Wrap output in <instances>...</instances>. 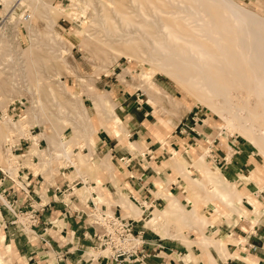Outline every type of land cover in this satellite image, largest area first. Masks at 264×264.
I'll use <instances>...</instances> for the list:
<instances>
[{"label":"rangeland","instance_id":"1","mask_svg":"<svg viewBox=\"0 0 264 264\" xmlns=\"http://www.w3.org/2000/svg\"><path fill=\"white\" fill-rule=\"evenodd\" d=\"M17 1L6 0L4 3L0 1V167H4L6 163L3 147L5 139L9 138L10 145L22 147L14 152L21 154L17 156L21 165L28 168L32 166L35 173L40 168L49 170L53 175L62 172L63 177L70 182L77 174L85 181L86 172H95L93 179L97 180L99 199L94 201L97 202V206L101 203L118 204L124 209L123 216L127 214L126 216L134 219L136 223L144 220L146 228H153L160 235H165L167 231L171 232L174 234L173 237L178 238L187 248L189 243L197 241L195 246L203 251H207L206 248L210 246L220 257L232 254L229 246L235 245L238 241L243 242V238L240 235H237V238L232 231L228 237L217 228L215 231L216 224L220 223V216L225 217L226 221H229V218L233 221L237 217L244 218L251 221V224L260 217L264 218V156L257 147L245 136L238 134L234 127L228 126L225 116L209 108L208 104L201 102L164 73L154 71L148 80L140 79L143 72L149 73V70L151 72V66L143 53H135L130 60L123 55L124 51L117 45H111V49L99 45L95 40L100 31L99 25H93L89 21L95 17L92 6L85 5L81 0L79 2L24 0L21 4ZM98 1L105 4L108 2ZM115 1L122 3L126 8L131 7L130 0ZM232 1L252 10L258 16H264V0ZM93 4L94 7H98L95 1ZM60 8L61 13L54 12V9ZM83 9L84 18L79 24V20H74L73 17L76 12L82 13ZM11 10L13 12L10 14ZM50 11V15L47 16L46 13ZM74 29L83 31L81 34L74 33L72 32ZM84 33H92L93 37ZM48 85L52 87L56 101L61 104L63 111L60 115L47 93ZM131 93L132 96H129ZM97 94L107 99L109 105H100L95 109L90 97ZM123 99L124 102L121 104L128 106L135 101L149 111V118L154 121L156 130L163 132V135L160 133L159 139H191L186 148L180 145V151L172 150V156L176 158L180 154L186 156L181 169H175L172 159L165 158V163L173 169L171 172L174 175L170 176L169 180L175 182L172 185L174 188L167 190L166 183L159 184L155 195L163 198L161 205L154 206L149 215L142 214L141 219L140 212L126 198L128 191L121 186L124 182L120 181V173L125 176L129 173L123 170L117 159H109L108 154L103 155L93 149L97 133L102 130H99V126L102 127L100 123L111 122L113 114L119 118L121 124L118 135L115 133V130H118L117 126L113 128L114 132L109 131L108 135L117 139L125 137L124 118L118 111ZM61 116L71 121L72 125L64 123V126L59 119ZM157 116L171 119L170 125H163ZM8 119L12 124L7 122ZM180 121L186 122L193 130L179 129ZM59 135L70 139V158L74 163H77L78 155L85 157L84 162L77 164V172L66 158L60 156L61 150L57 144ZM31 136H36L35 142L38 146L31 144ZM181 141L186 144L185 140ZM79 142L83 145H79ZM28 145L30 146L27 147ZM127 145L131 149L135 147L134 144ZM217 151L221 152V157L214 155ZM200 154H203L204 164L209 168H217L235 193L249 195L250 200L241 198L242 202H235L231 206L214 198L204 203L193 186L180 178L186 174L199 179V171L191 162ZM231 154L235 160H229ZM31 155L37 157L34 159V162H37L34 165L30 161ZM224 159L227 161L226 164L222 163ZM8 163L10 166L15 165L12 160ZM104 180L113 187L102 190L104 195L110 196V200L100 198L103 196L100 190ZM79 186L77 183L74 188ZM204 192L201 190V194L204 195ZM256 194L259 197H255ZM168 196H174L183 211H187L193 203H196V206L199 203V211L202 214L209 213L210 219H205L198 228V223L196 224L190 217H187L186 221L175 223L172 220L177 219V215H171L167 220L166 217H161L157 220L156 226H152L148 220L156 210L166 205ZM111 197H115V200L111 201ZM207 203L212 204L218 210L217 213L213 212ZM239 213H242L240 217ZM262 223L264 224V220ZM238 226L243 231L247 228L243 221ZM202 236H206L210 243L202 244L200 242ZM212 240L223 243L222 248ZM5 254L7 253L4 246L0 244V264H16L12 254L11 256ZM261 255L264 257V248ZM243 261L246 264H253L247 259Z\"/></svg>","mask_w":264,"mask_h":264},{"label":"bare ground","instance_id":"2","mask_svg":"<svg viewBox=\"0 0 264 264\" xmlns=\"http://www.w3.org/2000/svg\"><path fill=\"white\" fill-rule=\"evenodd\" d=\"M0 1L4 3L6 0ZM23 1L17 2L21 4ZM81 1L94 9L95 17L89 21L93 25H99L100 31L95 39L99 45L109 49L112 48L111 45H117L129 59L137 52L143 53L151 66V72H143L140 79L148 80L154 71L169 76L201 102L208 104L209 108L225 116L228 126L234 127L238 134L249 139L264 156V16H258L232 0H130L129 8L115 0H108L107 4L98 0ZM94 1L98 5L97 8L94 7ZM60 10L61 8L54 9V12L59 13ZM12 12L13 10L10 14ZM84 12V9L80 14L76 12L73 19L79 20V24L82 23ZM49 13L51 11L46 15H50ZM82 31L83 29H74L72 32ZM85 35L93 37L92 33ZM47 93L50 100L54 101L59 115L62 114L61 104L56 101L50 85L47 86ZM102 97L98 94L90 97L95 109L100 105H109V101ZM87 117L88 115L86 119ZM157 118L163 125H170L171 119L159 116ZM59 119L63 124L72 125L66 117L61 116ZM111 119V122L100 124L104 130L110 132L117 126L115 133L118 135L121 122L115 114ZM10 121L8 119L7 122L11 123ZM35 137L31 136V144L34 146ZM69 141L70 139L61 135L57 138L60 156L66 158L77 172V164L84 162L85 157L78 155L77 163H74L70 158ZM81 144L79 142V145ZM171 159L175 169H181L186 156L180 154L179 157L172 156ZM191 164L199 171V179L186 174L180 178L193 186L203 202L214 198L231 206L241 201V198L250 200L249 195L235 193L217 168L207 167L203 154ZM206 186L208 188H205ZM201 190L205 191L204 195ZM209 205L210 209L217 213L218 210L212 204ZM199 206V203L197 206L193 203L187 211H183L178 200L174 196H168L166 205L156 210L148 221L152 226H156L161 217H166L167 220L168 216L177 215V219L172 220L175 223L186 221L187 217H190L200 228L199 224L204 223L207 218L210 219V216L206 212L202 214ZM241 215L242 213L238 214L239 217ZM217 241L213 243L221 245L222 248L223 243ZM200 242L210 243L206 236H202Z\"/></svg>","mask_w":264,"mask_h":264},{"label":"crops","instance_id":"3","mask_svg":"<svg viewBox=\"0 0 264 264\" xmlns=\"http://www.w3.org/2000/svg\"><path fill=\"white\" fill-rule=\"evenodd\" d=\"M128 95L132 96V93ZM123 102L124 99L120 104ZM118 111L122 113L119 115L124 118L125 137L117 139L110 136V134L108 135L109 131L101 127L99 130H102L97 133V140L93 149L103 155L108 154L109 159H118L120 156L127 157L128 155L134 157L133 164L130 167L121 165L123 170L129 174L125 176L120 173V181L124 184L119 185L124 186L123 188L128 191L126 194L127 200L141 212L140 207L131 197L143 201L145 204L153 201L154 206L161 205L163 198L155 195L159 184L166 183L167 190L173 189L172 185L175 184V182L169 180V177L174 175L171 172L173 169L164 160L172 157V150L180 151V145L186 148L188 141L191 139H159L160 133L163 135V132L156 130L154 121L152 122L149 118V111L141 103L133 101L128 106L121 104ZM130 137L133 139L130 140ZM181 140H185L186 144H183ZM127 143L134 144L135 147L131 149ZM142 151L145 155L140 158L138 155ZM220 154L221 152L217 151L214 155L221 157ZM35 158H37L36 155H31L30 161L33 165L37 163L34 162ZM235 159L231 154L229 160ZM21 161L23 162V160ZM226 162V159L222 161L223 164H226ZM25 167L27 168L26 175L29 190L35 200L44 204V208L38 214V224L35 228L36 235L33 236L32 240L27 241L22 235L14 233L11 236L9 234L13 231L12 227L5 226L2 223V220L5 223L9 216L0 206V244L5 248L7 253L5 255L11 256L12 254L16 264H107L102 260L87 261L82 253V250L84 251L94 241L93 228L88 225L84 213L90 206L91 200L97 204L94 201L98 198L96 181L93 179L95 172H86L84 175L85 181H83L81 175H75L72 177V181L84 182V184L76 188L73 186L72 191L68 194H58L53 189V185L63 186L69 183L67 178L63 177L62 172L53 175L49 170L40 168L35 173L32 166ZM174 177L176 178L177 175ZM107 184V180H104L101 184L102 189L100 191L103 196H100V198L110 200V196L104 195L102 191L113 188ZM0 189L5 192L9 199H15L16 206H20L26 201V197L13 187L8 180L1 178V175ZM112 200H115V197H111ZM243 202L247 203L246 201ZM99 206L123 216L124 209L118 204L106 205L101 203ZM126 215L124 214V216ZM139 216V219H141V215ZM126 218L130 217L126 216ZM219 220L220 223L216 224L215 231L216 228L223 231L226 237L230 236L232 231V233H235L234 236L240 235L243 238V242L238 241L235 245L229 246V243L226 244L227 248L230 247L232 254L228 253L227 256L220 257L215 249L210 246L206 248L207 251H203L195 246L197 241L192 242V244L189 243V248H187L178 238L173 237L174 234L171 232L167 231L165 235H160L155 229L146 228L144 220L141 219V221L134 223V230L142 229L148 247L145 249L146 255L142 260L140 262L135 261L132 264H246L243 259H247L253 264H264V257L261 255L264 248V224L262 223L264 218L256 219L253 224L238 217L235 221L230 218L229 221H226L225 217L220 216ZM242 221L247 224L245 231L238 226ZM42 239L48 241L51 251L46 250L47 247ZM56 251H59L60 255Z\"/></svg>","mask_w":264,"mask_h":264},{"label":"built area","instance_id":"4","mask_svg":"<svg viewBox=\"0 0 264 264\" xmlns=\"http://www.w3.org/2000/svg\"><path fill=\"white\" fill-rule=\"evenodd\" d=\"M178 124L181 125L179 129L184 130V128H187L193 130L186 122L180 121ZM5 141L3 153L6 163L4 167H0L1 178H5L13 187L18 189L26 197V201L22 205L16 206L15 199H9L5 192L0 189V206L9 216L8 220L5 223L2 220V223L5 226L12 227L13 231L9 232L11 236L16 233L24 236L27 241H30L36 235L35 228L38 224V214L43 210L44 204L33 198L32 192L29 190V182L26 175L27 168L21 165L20 159L17 157L21 154L14 153L15 150L22 149V147L19 146L18 148L16 144L10 145L7 139ZM36 146H38L37 143ZM144 155V151H142L138 156L141 158ZM133 158L131 155L127 157L120 156L117 160L124 167H130L133 164ZM11 160L14 161L15 165H9L8 161ZM78 183L80 185L84 184V182ZM76 184L77 182L73 181L63 186L56 184L53 185V189L58 194H68ZM131 199L140 207V215H149L153 210V201L145 204L134 197H131ZM84 216L87 219L88 225L93 228L94 237L93 243L87 246L84 251L82 250L87 261L102 260L107 264H132L135 261L140 262L146 255L145 249L148 247V243L143 237L142 229L134 230V219L125 218L101 208L92 200ZM42 240L47 247L46 250L51 251L48 241ZM56 252L59 254V251Z\"/></svg>","mask_w":264,"mask_h":264}]
</instances>
